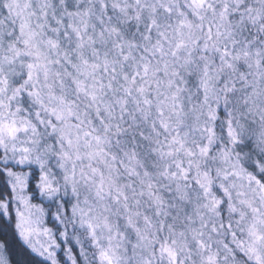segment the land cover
<instances>
[{
    "label": "snow or ice",
    "instance_id": "obj_1",
    "mask_svg": "<svg viewBox=\"0 0 264 264\" xmlns=\"http://www.w3.org/2000/svg\"><path fill=\"white\" fill-rule=\"evenodd\" d=\"M0 264H264V0H0Z\"/></svg>",
    "mask_w": 264,
    "mask_h": 264
}]
</instances>
